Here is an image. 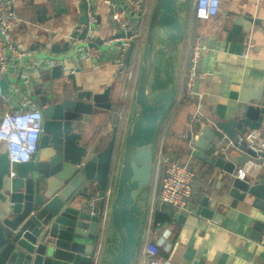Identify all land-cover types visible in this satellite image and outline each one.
Listing matches in <instances>:
<instances>
[{
  "label": "water",
  "instance_id": "1",
  "mask_svg": "<svg viewBox=\"0 0 264 264\" xmlns=\"http://www.w3.org/2000/svg\"><path fill=\"white\" fill-rule=\"evenodd\" d=\"M67 1L44 0L47 5L39 9L45 15L36 19L45 22L86 8V0ZM190 3L152 0L124 128L120 133V127L112 125L101 150L84 137L100 114L112 109L110 87L100 90L77 79L65 56L68 40L62 46L43 42L34 47L51 85L44 87L40 74L33 96L44 98L48 106L38 151L27 162L12 163L11 178L7 147L0 146V264H137L157 135L173 105V75ZM77 22H86V14L78 15ZM132 50L133 44L126 64ZM1 87L3 93L4 78ZM234 103L226 118L210 120L193 135L191 154L219 170L222 192L217 200L231 202V208L239 207L246 216L252 209L264 213V150L257 154L240 139L247 130L264 135V72L254 86L239 90ZM217 142L226 143L225 148L205 156ZM249 161L256 165L240 177L235 170ZM109 178L112 190L106 201ZM207 201L204 196L196 213L212 218L220 204L212 209ZM167 214L177 223L185 221L183 215ZM251 227L255 238L263 222L256 218Z\"/></svg>",
  "mask_w": 264,
  "mask_h": 264
},
{
  "label": "crops",
  "instance_id": "2",
  "mask_svg": "<svg viewBox=\"0 0 264 264\" xmlns=\"http://www.w3.org/2000/svg\"><path fill=\"white\" fill-rule=\"evenodd\" d=\"M65 1L68 4V1ZM150 2L152 3V0ZM44 5H47L44 0H13V8L23 21L13 32L12 39L19 46L23 55L18 60L15 59L12 65L9 60L7 61V70L3 77L10 87L8 86L9 90L4 89L5 91L0 97V114L12 109V100L9 95H15L18 102H24V93L19 91L23 80L38 78L31 70H27V72L23 70L20 74L21 67L28 63H32L34 66L43 63L36 56L39 49L34 47L43 42L62 46L78 24L77 16L83 14L81 8H78L76 14L60 13L55 19L40 22L36 18L45 15L39 9ZM94 9L98 17L96 30L98 38L102 39L113 35L114 30L108 21L109 5L103 0H94ZM191 15H193L192 0L179 63L173 75L174 95L170 112L173 108L178 110L171 119L167 133V117L160 126L154 159H156L157 152L159 156L156 162L164 158L178 159L182 157L185 162L192 163L191 165L197 171V183L191 198L192 214L183 215L185 217L183 223L172 220L167 214L171 210L161 205L156 198L159 189V185L156 183V186L150 190L149 204H151L153 212L145 222L137 264L143 258L144 245L149 242L159 246V257L168 264H264V213L252 209L249 216H246L240 212L239 207L231 208V202L217 200L215 196L218 192H222L221 188L219 190L217 179L219 170L210 166L204 159L194 157L191 154L192 150H189L188 140L179 138L180 132L185 131L188 135L189 131H197L196 123L189 124V118L193 114L197 115L200 122L199 128L210 120L226 118L235 104L234 101L239 90L254 86L255 82L261 78L264 72V0H219L218 13L203 22L202 33L198 32V19L194 24L193 21H189ZM194 35L204 36L209 43V49L202 54L199 64L200 74L197 77V87L202 94L199 104L189 101L183 94L184 68L189 44ZM45 52L53 54L47 49ZM60 53L56 52L54 55ZM36 68H39V74H41V68L38 66ZM114 69L115 65L111 61L84 60L78 68L74 69V73L78 80L90 81L100 90L109 86V100L111 101L113 98L116 101V103L111 101L113 109L120 104V100L117 102L115 95L118 93L120 97L124 87L114 78ZM7 73L10 74L11 80L5 78ZM112 93L113 95H111ZM129 105L124 113V124ZM111 110H104L98 117L97 121L101 127L104 128L108 124L112 126L114 112L112 113ZM91 128L89 127V129ZM106 128H104V132L96 133L94 140L96 150H101L109 139L110 135ZM225 144L224 142L215 143L212 150L206 152L205 156L211 157L216 148ZM162 167V163L160 166H156L155 180ZM204 196L208 197V208L214 209L220 204L221 210L219 209L212 218H205L196 213L197 206ZM160 212L168 216V219L160 216L166 222L168 221L166 229L170 232V235L164 238L165 246H161L158 241L152 238L157 229L151 225V218L154 213L159 215ZM172 216L178 217L173 212ZM256 218L263 222V228L259 235L257 234L253 238L250 236L251 225Z\"/></svg>",
  "mask_w": 264,
  "mask_h": 264
},
{
  "label": "built area",
  "instance_id": "3",
  "mask_svg": "<svg viewBox=\"0 0 264 264\" xmlns=\"http://www.w3.org/2000/svg\"><path fill=\"white\" fill-rule=\"evenodd\" d=\"M103 1L110 8L108 21L114 30L113 35L102 38L100 43L96 42L98 17L94 9V0H86V8H81L82 13L86 14V22L78 23L73 33L69 35L68 51L65 56L74 69L78 68L84 60L111 61L115 65L114 78L124 85L120 93L121 110L118 112V114L124 115L132 95L151 0ZM192 3L193 14L198 20H209L218 13L219 0H192ZM22 21L23 19L13 8V0H0V97L3 95L1 80L7 70V61L9 60L12 65L15 59L18 60L23 55L19 46L12 39L13 32L22 24ZM83 31V35L79 37ZM131 44H133L131 60L126 64L125 57ZM208 49L209 43L204 36L194 35L191 38L184 68L183 94L189 101L197 104L202 99V94L197 87V77L200 74L199 64L202 54ZM42 64L38 63L34 66L32 63H28L21 67L20 74L23 70L25 72L31 70L38 78L23 80V84L27 87V90L23 91L24 102H18L17 96L9 95L12 100V109L0 114V146L5 144L7 147L10 162L8 176L10 178L15 175L12 163L27 162L38 150L42 116L34 102L33 88L40 77L39 68L36 67L42 68ZM8 86L5 90H9ZM123 122L124 119L119 123L120 133L124 125ZM195 123H198V118L193 114L189 119V124L194 125ZM106 131H108V127ZM186 135L187 133L183 131L180 139L185 140ZM240 139L257 154L264 150V138L258 130H250ZM224 148L225 145L221 147V149ZM192 149L193 146L190 144L189 150ZM162 164L164 170L158 200L161 204L169 207L176 216L191 215L193 207L191 198L197 183L196 169L192 165L182 164L177 158L172 157L164 158ZM253 164L256 165L249 161L243 167L236 169L235 172L242 177ZM111 190L112 185L105 189L106 201L110 198ZM105 215L106 212L103 213V218ZM139 264L168 263L159 257L158 245L149 242L143 247V258L139 260Z\"/></svg>",
  "mask_w": 264,
  "mask_h": 264
},
{
  "label": "rangeland",
  "instance_id": "4",
  "mask_svg": "<svg viewBox=\"0 0 264 264\" xmlns=\"http://www.w3.org/2000/svg\"><path fill=\"white\" fill-rule=\"evenodd\" d=\"M206 21H208V20H198V32L199 33H202L203 32V28H204V26H203V22H206ZM147 24V23H146ZM72 71H74V68L72 67ZM40 73H41V80H43V86L44 87H49L50 85H51V82L48 80V78H47V75H49L48 74V71L47 70H41L40 71ZM5 78L7 79V80H11V78H10V74L9 73H7L6 74V76H5ZM17 83V82H16ZM17 85H18V83H17ZM18 87H19V85H18ZM113 87H115V86H113ZM25 88H27L24 84H21V87H19V91L20 92H23L24 90H25ZM23 89V90H22ZM111 95H113V93L111 94ZM115 98H116V100H117V102L120 100V97H119V95H118V93L115 95ZM111 101L113 102V103H116V101L113 99V98H111ZM120 105V108H119V110L116 112V114H115V117L118 119V121H119V123L122 121V119H124V115L123 114H121V113H119L118 114V112L121 110V103L119 104ZM102 114V113H101ZM100 114V115H101ZM119 115V116H118ZM123 117V118H122ZM191 117V116H190ZM105 119H106V117H105ZM190 119V118H189ZM198 124H199V126H200V122L198 121ZM113 125V124H112ZM121 125V124H120ZM199 126H197V123H196V127L198 128L197 129V131H195V132H192V134H191V136L190 137H188V135H186V139L185 140H188V146L190 145V144H192V137H193V135L194 134H198V132H199ZM105 127H108V134L110 135V132H111V128H112V126H109V124L107 125V126H105ZM104 127V128H105ZM119 127V126H118ZM121 127V126H120ZM104 128H103V126L101 127V124L99 125L98 124V121H97V119L95 120V122H94V124L92 125V128L91 129H89L88 131H86L85 132V140L86 141H88V142H93V140H95L96 139V133L98 132V131H100V132H104ZM95 130V134H92V130ZM100 129V130H99ZM248 131H250V130H247L245 133H244V135L248 132ZM259 132H260V134H261V136H262V138H264V135L261 133V131L260 130H258ZM182 134V132H180V134H179V138H180V135ZM243 135V136H244ZM242 136V137H243ZM242 137H240V138H242ZM158 151V150H157ZM159 155H157V152H156V159H157V157H158ZM156 159H154V170H153V179H152V183L153 184H151V187H150V190L153 188V186H156V183H158V185H159V189H158V191H157V195H156V198L158 197V193H159V190H160V185H161V178H162V175H163V170H164V167H162V170L160 171V172H158V174H159V176L156 178V180L154 179V175H155V171H157L156 170V166H160V163H162V160H160L159 162H156ZM179 159V161L182 163V164H186V165H191L192 163H189V161H187V162H185V160H182V157H179L178 158ZM161 169V168H160ZM157 176V175H156ZM112 182H113V178L110 180V178H109V184L107 185V187L109 186V185H112ZM157 200H158V198H157ZM158 202L160 203V201L158 200ZM161 204V203H160ZM161 205H163V206H165L164 204H161ZM166 208H168V209H170L169 207H167V206H165ZM171 210V209H170ZM172 211V210H171ZM151 212H153L152 211V206H151V204H149V207H148V213H147V217L151 214ZM177 218V217H176ZM161 221L158 223V224H156V225H154L155 226V229H157V232L156 233H154L153 235H152V238H153V240H156V241H158L160 244H161V246H165V241H164V238H166V237H168L169 235H170V232L168 231V229H166V227L168 226V224H167V222H166V220L165 219H160ZM166 222V223H165Z\"/></svg>",
  "mask_w": 264,
  "mask_h": 264
},
{
  "label": "trees",
  "instance_id": "5",
  "mask_svg": "<svg viewBox=\"0 0 264 264\" xmlns=\"http://www.w3.org/2000/svg\"><path fill=\"white\" fill-rule=\"evenodd\" d=\"M192 16V17H191ZM190 16V19H189V21H193V24H194V22H195V20H196V18H195V16H194V14L193 15H191ZM119 108H120V105L118 104V105H116V107L115 108H113L111 111H112V123H113V125H115V126H119V121H118V119L115 117V114H116V112L119 110ZM177 110L178 109H176V108H173L172 109V111L171 112H169L170 114H168L167 115V118H166V121H168V126H167V129H166V133L168 132V130H169V125H170V122H171V119L175 116V114L177 113ZM160 216H164V218L165 219H168V216H167V214H165V213H163V212H160L159 213V215H156L155 213L152 215V218H151V225H156V224H158L161 220L160 219H162ZM158 253H159V246H158Z\"/></svg>",
  "mask_w": 264,
  "mask_h": 264
},
{
  "label": "flooded vegetation",
  "instance_id": "6",
  "mask_svg": "<svg viewBox=\"0 0 264 264\" xmlns=\"http://www.w3.org/2000/svg\"><path fill=\"white\" fill-rule=\"evenodd\" d=\"M34 102H35V105L38 107V109L41 112L42 123H43V118H44V114H45L44 109L46 108V106H48L47 103H46V100L44 98L43 99L42 98L39 99L38 97H34ZM41 137H42V126H41V129L39 131V141H40Z\"/></svg>",
  "mask_w": 264,
  "mask_h": 264
}]
</instances>
